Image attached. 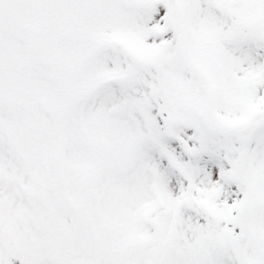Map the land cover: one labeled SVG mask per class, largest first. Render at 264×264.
I'll use <instances>...</instances> for the list:
<instances>
[{"label": "snow or ice", "instance_id": "1", "mask_svg": "<svg viewBox=\"0 0 264 264\" xmlns=\"http://www.w3.org/2000/svg\"><path fill=\"white\" fill-rule=\"evenodd\" d=\"M0 264H264V0H0Z\"/></svg>", "mask_w": 264, "mask_h": 264}]
</instances>
